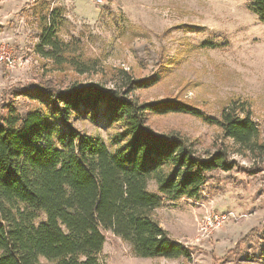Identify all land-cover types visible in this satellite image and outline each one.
Wrapping results in <instances>:
<instances>
[{
	"label": "trees",
	"instance_id": "16d2710c",
	"mask_svg": "<svg viewBox=\"0 0 264 264\" xmlns=\"http://www.w3.org/2000/svg\"><path fill=\"white\" fill-rule=\"evenodd\" d=\"M249 1L248 9L264 22V0ZM32 9L40 29L37 55L57 70L65 66L84 74L97 69V59L75 54L76 45L60 35L65 21L60 7L40 0ZM110 79L112 87L65 90L47 80L18 92L35 101L25 113L12 102L4 106L0 264H103L106 232L128 244L135 256L188 259L191 250L169 235L155 211L167 201L196 198L210 172L234 167L230 154L264 161V140L246 102L231 99L214 117L177 98L140 101L134 92L151 87L156 78L135 79L115 68ZM169 113L215 125L220 144L202 152L179 131L158 132L148 123L150 114ZM78 115L120 124L122 131L113 138L116 148L76 129L72 119ZM38 212L44 219L36 223Z\"/></svg>",
	"mask_w": 264,
	"mask_h": 264
},
{
	"label": "rangeland",
	"instance_id": "374dc122",
	"mask_svg": "<svg viewBox=\"0 0 264 264\" xmlns=\"http://www.w3.org/2000/svg\"><path fill=\"white\" fill-rule=\"evenodd\" d=\"M39 1L0 0V43H8L16 59L10 70L0 64V116L10 102L20 113L33 108L35 101L17 95L31 85L49 80L60 90L112 87L110 73L123 68L135 79L156 78L151 87L134 92L140 101L177 98L214 117L231 99L246 102L264 140V22L248 9L249 0H46L61 8L60 35L76 45L75 54L98 60L97 71L84 74L65 66L53 69L34 52L40 29L32 8ZM72 122L116 148L120 124L81 115ZM148 123L158 132L179 131L202 152L221 142L218 127L190 114H150ZM229 159L234 167L210 172L196 198L167 201L155 211L169 235L191 250L190 258L135 256L128 244L106 232L103 264H264L259 259L264 256V161L238 154ZM208 211L235 217L200 236L197 220ZM43 219L36 213V223Z\"/></svg>",
	"mask_w": 264,
	"mask_h": 264
},
{
	"label": "built area",
	"instance_id": "2783aa9c",
	"mask_svg": "<svg viewBox=\"0 0 264 264\" xmlns=\"http://www.w3.org/2000/svg\"><path fill=\"white\" fill-rule=\"evenodd\" d=\"M97 4H101L104 0H94ZM0 64L5 69H13L16 66V59L14 57L11 46L6 42L0 43ZM230 217H235L231 212L208 211L197 220L198 234L200 236L208 235L214 230L220 228Z\"/></svg>",
	"mask_w": 264,
	"mask_h": 264
}]
</instances>
